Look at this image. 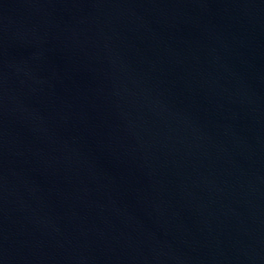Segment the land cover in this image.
I'll use <instances>...</instances> for the list:
<instances>
[{
  "label": "water",
  "instance_id": "95a60500",
  "mask_svg": "<svg viewBox=\"0 0 264 264\" xmlns=\"http://www.w3.org/2000/svg\"><path fill=\"white\" fill-rule=\"evenodd\" d=\"M0 264H264V0H0Z\"/></svg>",
  "mask_w": 264,
  "mask_h": 264
}]
</instances>
